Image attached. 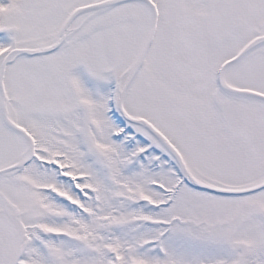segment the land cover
I'll use <instances>...</instances> for the list:
<instances>
[{"label":"snow or ice","instance_id":"1","mask_svg":"<svg viewBox=\"0 0 264 264\" xmlns=\"http://www.w3.org/2000/svg\"><path fill=\"white\" fill-rule=\"evenodd\" d=\"M0 264H264V0H0Z\"/></svg>","mask_w":264,"mask_h":264}]
</instances>
